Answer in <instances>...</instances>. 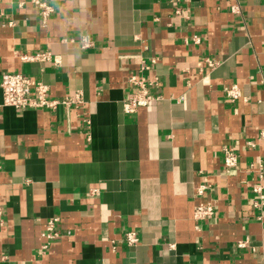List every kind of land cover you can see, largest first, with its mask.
<instances>
[{"label": "crops", "instance_id": "0c3cea01", "mask_svg": "<svg viewBox=\"0 0 264 264\" xmlns=\"http://www.w3.org/2000/svg\"><path fill=\"white\" fill-rule=\"evenodd\" d=\"M41 1L45 22L0 0V85L23 74L85 104L19 111L0 86V264H264V0ZM132 77L154 100L129 115Z\"/></svg>", "mask_w": 264, "mask_h": 264}, {"label": "built area", "instance_id": "2783aa9c", "mask_svg": "<svg viewBox=\"0 0 264 264\" xmlns=\"http://www.w3.org/2000/svg\"><path fill=\"white\" fill-rule=\"evenodd\" d=\"M32 3L39 9L40 16L45 22L53 12L52 7L46 2L41 0H32ZM239 10V6L236 4L232 7V11L236 13ZM92 46L91 42L84 39V48ZM23 61H50L52 60L51 54L44 53L35 57H22ZM208 66L214 69L216 64L212 61H208ZM130 83L137 87V91L134 95L128 97L123 101V110L126 114H134L140 107L147 106L154 99L149 94L150 84L144 79H138V77H132ZM1 89L3 94V106L12 107L19 111H25L29 109H46L56 110L58 107L63 106L68 109L80 108L84 106L85 101L82 93H78L74 97H68L63 100H52L49 98V87L42 82L34 83L29 77L23 74L17 73H5L1 79ZM227 97L230 101H238L242 98L241 91L237 86L229 87L226 89ZM224 174H231L238 167V157L234 149L226 148L224 150ZM205 191V187H199L197 194L202 196ZM255 192H259L258 189ZM264 205V197H262ZM214 209L212 205H201L195 208L194 217L198 221H205L213 216ZM59 219L51 220L47 224V231L43 235L50 242L60 237V234L55 231L56 225ZM126 242L129 247H136L139 244V238L135 232L129 231L126 234ZM248 246V240L239 241V248H246Z\"/></svg>", "mask_w": 264, "mask_h": 264}]
</instances>
